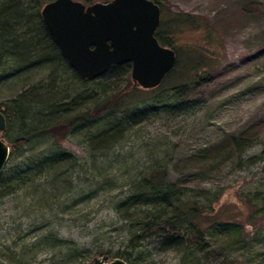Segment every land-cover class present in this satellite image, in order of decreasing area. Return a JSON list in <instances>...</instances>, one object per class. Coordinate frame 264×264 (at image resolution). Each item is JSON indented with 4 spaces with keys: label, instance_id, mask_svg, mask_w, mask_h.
<instances>
[{
    "label": "rangeland",
    "instance_id": "1",
    "mask_svg": "<svg viewBox=\"0 0 264 264\" xmlns=\"http://www.w3.org/2000/svg\"><path fill=\"white\" fill-rule=\"evenodd\" d=\"M39 1L38 12L50 0ZM73 1L87 6L109 0ZM159 1L171 12L198 17L213 28L206 35L203 27L184 26L173 36L183 59L193 48L206 70L199 68L179 95L165 92L115 113L117 120L145 111L129 121L123 137L106 151L90 150L83 129L60 141L42 135L21 148L11 143L47 124L84 114L123 88L122 77L112 73L83 81L62 62L51 57L42 61L38 53L23 60L0 58V139L8 155L24 160L55 151L57 158L58 152L72 157L56 165L54 188L45 185L43 170H35L15 195L0 200V264H23L17 257L7 260L8 254L36 243L40 233L55 240L39 246L28 264H90L99 257L125 264H264V0ZM152 105L160 109L146 111ZM108 119L101 116L91 130L105 128ZM251 128L253 139L236 153L199 161L224 138ZM154 168H164L169 181L182 190V200L207 207L196 219L202 231L196 248L164 245L156 237L130 241L137 230L130 225L142 219L145 208L133 218L113 210L134 176ZM99 185L104 186L94 191ZM59 239L69 241L78 258L62 261L56 250L44 251Z\"/></svg>",
    "mask_w": 264,
    "mask_h": 264
},
{
    "label": "trees",
    "instance_id": "2",
    "mask_svg": "<svg viewBox=\"0 0 264 264\" xmlns=\"http://www.w3.org/2000/svg\"><path fill=\"white\" fill-rule=\"evenodd\" d=\"M24 1H0V58L10 55L23 60L30 54L38 53L41 56L40 60L46 61L51 57L62 62L70 69L60 58L54 43L42 24L38 12L40 1L33 0L32 2L31 0V2H28L29 6L36 3L35 9L25 5ZM151 1L159 8V24L154 37L161 46L171 49L175 55L172 69L163 77L160 84L150 90L134 87L129 81L128 64L112 66L99 77L116 73L117 76L122 77V80L126 82L123 88L117 91L114 90L110 95H105L98 104H95L93 108L84 114L73 115L67 119L47 124L38 130H34L30 136L13 141L11 143L12 147L21 148V146L28 144L32 139L42 135L51 138L52 142L60 141L69 133L74 134L77 130L83 129L82 136L90 150L106 151L116 145L123 137L130 126L128 125L129 121L132 120L134 122L137 115L142 116L145 111L117 120L113 117L115 113L122 112L126 109L125 107L133 106L144 99H157L165 92L173 91L174 95H179L186 88L187 83L193 80V76H196V71L199 68L206 70L205 67L207 66H204L203 63L201 65V61L204 60L203 57H197L193 48L186 51L183 59L182 55L175 49L173 36L180 32L184 26L190 29L203 27L206 30V35L212 33L213 28L198 17L181 12H171L164 2L159 0ZM71 72L73 77L78 78L73 71ZM149 108L146 111L151 112V110L160 109V107L155 105ZM101 116L109 118L106 127L100 130H91L90 125L95 123ZM78 122H80V125L75 127L74 125ZM253 130L251 128L239 136L224 138L214 146L211 150L212 153H209L207 158L202 156L199 161H215L229 154V152L232 154L236 153L239 150V146L244 143L249 144V141L253 139L252 136L255 133ZM58 155L57 158L55 151H48L41 158L34 156L21 160L12 158V155L9 154L6 164L0 173V200L8 195H15L27 183L24 177L35 170H43L45 185L54 188L59 178V170L57 171L56 165L72 160V157L64 152H58ZM221 160H224V158ZM105 184L108 186L107 182ZM103 186L99 185L93 190L102 189ZM181 192L182 190L177 184L169 181L164 168H154L143 174H136L133 180L130 181L126 196L116 201L115 207H113L114 211L119 209L124 211L127 214L124 218H133L136 212H140V208H145L146 212L141 214L143 216L141 217L142 219L137 220L136 218L135 224L130 225V228L137 229L134 231L130 241L139 242L156 237L162 239L161 242L164 245H183L185 250L196 248L202 240V231L197 226L196 219L201 217L207 207L196 203L192 199L182 200ZM129 211H132V213L128 215ZM47 235L40 233L39 236L37 235L36 243H31L27 247H20L19 253H13V251L8 254L7 260L17 257L19 261L25 260L23 264H28V257L40 250L39 246L46 245L47 239L55 240L52 236L46 237ZM71 245L69 241L59 239L44 251L52 254L56 250V257L62 261L78 258L76 249L71 247ZM62 248H64L63 251L65 252L62 251ZM5 249L8 250V248ZM3 256L4 254H0V257Z\"/></svg>",
    "mask_w": 264,
    "mask_h": 264
},
{
    "label": "water",
    "instance_id": "3",
    "mask_svg": "<svg viewBox=\"0 0 264 264\" xmlns=\"http://www.w3.org/2000/svg\"><path fill=\"white\" fill-rule=\"evenodd\" d=\"M39 17L60 58L79 79H93L112 66L128 64L131 84L150 90L173 67L174 52L154 37L159 8L151 0H109L87 6L73 0H50L41 6ZM7 158L8 147L0 139V173ZM91 264L125 263L99 257Z\"/></svg>",
    "mask_w": 264,
    "mask_h": 264
}]
</instances>
